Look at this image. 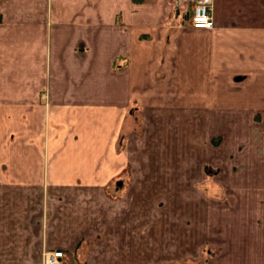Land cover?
Here are the masks:
<instances>
[{
	"label": "crops",
	"instance_id": "1",
	"mask_svg": "<svg viewBox=\"0 0 264 264\" xmlns=\"http://www.w3.org/2000/svg\"><path fill=\"white\" fill-rule=\"evenodd\" d=\"M256 114L264 133V0H0V264L198 259L158 197L208 195L206 158Z\"/></svg>",
	"mask_w": 264,
	"mask_h": 264
},
{
	"label": "rangeland",
	"instance_id": "2",
	"mask_svg": "<svg viewBox=\"0 0 264 264\" xmlns=\"http://www.w3.org/2000/svg\"><path fill=\"white\" fill-rule=\"evenodd\" d=\"M253 119L252 125H246V131L242 133L246 137L238 141V147L234 148L230 157L226 158L221 148H215L210 154L212 157L206 158V177L198 179L200 184L197 186L202 184L208 195H193L189 188L187 196L178 194L169 197L167 194L158 197L159 207L179 206V217L187 219L188 246L194 240L190 238V231L197 228L202 231L199 237L205 244L198 254L199 258L189 259L188 264H264V192L260 189L261 183H257L264 166V133L261 115H254ZM219 138L222 140L219 136L215 138L216 142H221ZM211 173L217 179L208 177ZM239 174L244 179L242 188L247 185L242 193L241 186L236 188L232 177ZM201 203L204 209L199 207ZM173 215L176 216L175 211ZM174 239L181 240L176 234Z\"/></svg>",
	"mask_w": 264,
	"mask_h": 264
},
{
	"label": "built area",
	"instance_id": "3",
	"mask_svg": "<svg viewBox=\"0 0 264 264\" xmlns=\"http://www.w3.org/2000/svg\"><path fill=\"white\" fill-rule=\"evenodd\" d=\"M191 24L196 28L212 29L215 25L212 7L208 4L195 6L191 16ZM64 252L62 250H49L45 252L44 264H62Z\"/></svg>",
	"mask_w": 264,
	"mask_h": 264
}]
</instances>
